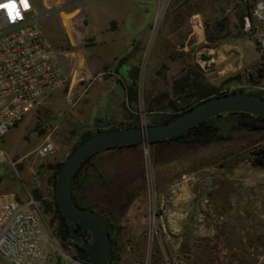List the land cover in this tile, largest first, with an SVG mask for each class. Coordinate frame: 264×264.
<instances>
[{
    "label": "rangeland",
    "instance_id": "374dc122",
    "mask_svg": "<svg viewBox=\"0 0 264 264\" xmlns=\"http://www.w3.org/2000/svg\"><path fill=\"white\" fill-rule=\"evenodd\" d=\"M64 1L69 15L87 16V24L83 18L75 25V35L95 27L101 13L122 14L120 29L127 33L128 45L127 52L117 54V62L124 64L122 73L128 66L131 74L136 68L137 97L126 102L121 115L106 120L111 121L106 127L105 121L78 119L72 112L75 101L65 100L64 94L51 98L52 93L6 133L8 159L0 163V191L14 190L25 200L40 194L37 209L44 229L58 238L54 211L47 204L53 198L51 179L55 166L85 132L152 124L162 113L177 109L188 94L183 85L187 90L201 84L264 95V68L258 64L264 65V57L257 39L241 29L248 1L165 0L166 13H178L173 19L179 31L172 37L160 28L161 0H124L125 8L120 0L110 11L103 0ZM40 2L38 10L44 12ZM194 11L201 14L192 17ZM51 14L41 21L43 32L62 34L63 23ZM69 15L62 14L65 24ZM196 23L203 36L191 32ZM224 44L228 48L221 53ZM216 51V60L200 58ZM217 122L222 139L111 147L97 152L84 167L81 173L88 183L79 200L103 212L111 224L110 264H264V167L255 164L254 154L264 145V123L245 128L226 115ZM49 125L54 126L56 150L40 157L35 149ZM59 241L52 258L76 256L71 243ZM0 264L11 263L0 254ZM47 264L71 263L61 258Z\"/></svg>",
    "mask_w": 264,
    "mask_h": 264
},
{
    "label": "built area",
    "instance_id": "2783aa9c",
    "mask_svg": "<svg viewBox=\"0 0 264 264\" xmlns=\"http://www.w3.org/2000/svg\"><path fill=\"white\" fill-rule=\"evenodd\" d=\"M38 1L25 0V7L21 0H0V4L15 3L18 13L10 17L7 9L0 8V163L8 159L6 133L70 79L64 77L41 28L45 16L65 11L68 6L64 0H42L40 3L46 10L40 12ZM247 1L249 6L243 13L241 29L257 39L259 52L264 57V0L251 3L235 0L244 5ZM75 17L71 15L70 20ZM78 81L74 73L71 82ZM53 130L54 126L49 125L43 141L35 149L40 157L56 150L51 136ZM36 197L29 194L25 200L14 190L0 191V254L11 264H47L54 251L60 249V238L44 229ZM64 257L71 264L87 263L82 257L66 254Z\"/></svg>",
    "mask_w": 264,
    "mask_h": 264
},
{
    "label": "crops",
    "instance_id": "0c3cea01",
    "mask_svg": "<svg viewBox=\"0 0 264 264\" xmlns=\"http://www.w3.org/2000/svg\"><path fill=\"white\" fill-rule=\"evenodd\" d=\"M119 1L120 0H103L102 2H105L106 9L110 11L113 10L114 7H117L114 3ZM164 1L165 0H161L159 3V6H163L161 10L164 12L160 28L162 31L165 30L168 32L166 34L167 37H172L179 31V29H177L178 24H176V20L173 19L177 12L173 9L166 13ZM120 2V7L125 8V1L122 0ZM176 6L178 5H175L173 8ZM183 6L184 4L181 5V7ZM71 12L65 10L56 13L58 14L59 20L63 23L62 34H57L53 32V30L51 32L50 29L44 33L55 52L64 77H70L69 82L63 83L58 87L51 95V98L53 96L59 97L64 94L65 100L70 102L74 100L75 109L72 112L78 119L106 121L112 116L121 115L127 102L125 87L131 81L129 73L130 67H126L124 73H122V65L124 64L122 61L117 62V54L120 53L122 49H124V52H127L128 45L126 39L127 33L120 29L122 14H119L120 17H117L116 15L107 16L101 13L96 16L94 21L95 27L83 32L82 35H78L77 33L75 35V25L83 18V21L87 24V16L85 17V14H83L79 19L77 15L75 19L70 20L71 15L69 14H71ZM62 14L69 15V17L66 18V24L64 23ZM199 14H201L200 11H194L190 15L196 17L199 16ZM49 24L50 26L52 25L51 23ZM151 27L152 26H150L149 29H151ZM191 28V32L197 36L204 35L203 28L199 23L191 25ZM46 34H48V37ZM227 48L228 44H224L220 52L226 51ZM212 55L216 60L218 52L216 51L215 54ZM74 73L77 74L79 79L76 84L71 82ZM49 98L50 96L47 97L45 101ZM61 258L66 259L64 256H58L57 254L55 258H52L47 263L51 262L53 259L59 261Z\"/></svg>",
    "mask_w": 264,
    "mask_h": 264
},
{
    "label": "water",
    "instance_id": "95a60500",
    "mask_svg": "<svg viewBox=\"0 0 264 264\" xmlns=\"http://www.w3.org/2000/svg\"><path fill=\"white\" fill-rule=\"evenodd\" d=\"M212 54L201 53L202 60H210ZM194 95H187L181 105L190 104L172 119L146 125H127L98 130L82 139L59 163L55 179V194L58 207L69 221L75 239L82 230L91 233L86 244V264H107L112 250L109 225L97 209L79 205L71 192L72 179L81 165L97 152L123 145L157 142L171 139L186 132L203 120L229 112H245L264 117V96L247 91H229L192 103Z\"/></svg>",
    "mask_w": 264,
    "mask_h": 264
},
{
    "label": "trees",
    "instance_id": "16d2710c",
    "mask_svg": "<svg viewBox=\"0 0 264 264\" xmlns=\"http://www.w3.org/2000/svg\"><path fill=\"white\" fill-rule=\"evenodd\" d=\"M135 70H136V68L132 69V74L130 73L131 81L125 87L126 100L127 101H135L136 97H137ZM197 85L198 86L194 85V87H196V89H194V90L191 89L190 87H189L190 90H187L184 87V85L182 86V88L185 91H187L186 92V93H188L187 95H194V100L192 101V103L198 102L202 99H205V98H208V97L218 95V94L225 92V91H218L215 88L210 87V86L203 88L201 84L200 85L197 84ZM182 88H181V91L183 90ZM241 90L242 89H239L238 91H241ZM232 91H234V90H232ZM242 91H245V90H242ZM257 94H260V93H257ZM260 95H263V94H260ZM190 104H185V105H181V103L177 104L175 106V108H177V109H175V111H172V112L168 111L166 113H162L161 115L158 116L159 119H157L153 123H160V122H164V121H168V120L172 119L173 117H175L176 115L181 113ZM224 115L231 118L236 123L237 126H242L245 128L254 129V128H256V127H258L264 123V117L251 115V114L245 113V112H229V113L220 114L217 116L210 117L206 120H203L200 123H198L197 125L188 129L186 132H184L180 135H177L171 139L162 140V141L180 140V141H183L187 144H206V143L211 142L215 139H222V138H224V135L219 133V124L217 121L219 120L220 117H222ZM105 123H106L105 126L108 127V126H110L111 121H105ZM127 125H135V124H127ZM112 127H118V126H112ZM101 129L102 128H99V129H97V131L101 130ZM92 133H94V132H85L82 135L81 140L84 139L85 137H87L88 135L92 134ZM162 141H157V142H152V143H158V142H162ZM254 154H255V164L264 167V145L258 147L256 149V151L254 152ZM94 155L89 157L81 165V167L76 171V173L72 179V185H71L72 196H73V199L75 200V202L78 203L79 205H85V204H82L81 201L79 200V195L83 194V192L87 186V183H88L87 175L84 173L82 174L81 172L84 169V167L89 163V161L93 158ZM58 167H59V163L55 166V169H56L55 174L57 173ZM55 179H56V177L54 175L53 178L51 179L52 188H53V193H52L53 198L47 202L48 209H51L54 211V218L56 219V226L54 227V232L56 234H58L63 245L66 244V242L71 243L74 246L75 255L78 257H82L85 260H87L88 259V251L86 248V244L91 240V233L88 230H82L79 234L78 239H75L72 236L70 228H69V221L61 213V211L58 207V204H57L56 194H55ZM87 206H89V205H87ZM102 214H103V212H102ZM104 217L106 218V220L108 222L109 232L111 235V230H112L111 224L105 215H104ZM111 240H112V236H111ZM112 259H113V240H112V250H111L110 259H109L107 264H110Z\"/></svg>",
    "mask_w": 264,
    "mask_h": 264
},
{
    "label": "clouds",
    "instance_id": "9594fccd",
    "mask_svg": "<svg viewBox=\"0 0 264 264\" xmlns=\"http://www.w3.org/2000/svg\"><path fill=\"white\" fill-rule=\"evenodd\" d=\"M21 3H24L25 7H27V4L25 3V0H21ZM3 5H6V9H7V12H8L9 16H10V14L13 17L18 15V13H17V5L15 3L9 2V3H5Z\"/></svg>",
    "mask_w": 264,
    "mask_h": 264
},
{
    "label": "snow or ice",
    "instance_id": "6c2138e0",
    "mask_svg": "<svg viewBox=\"0 0 264 264\" xmlns=\"http://www.w3.org/2000/svg\"><path fill=\"white\" fill-rule=\"evenodd\" d=\"M0 8L6 9V5L0 4ZM10 17H11V14H10Z\"/></svg>",
    "mask_w": 264,
    "mask_h": 264
},
{
    "label": "flooded vegetation",
    "instance_id": "af4514ba",
    "mask_svg": "<svg viewBox=\"0 0 264 264\" xmlns=\"http://www.w3.org/2000/svg\"><path fill=\"white\" fill-rule=\"evenodd\" d=\"M81 232V231H80ZM80 234V233H79Z\"/></svg>",
    "mask_w": 264,
    "mask_h": 264
}]
</instances>
